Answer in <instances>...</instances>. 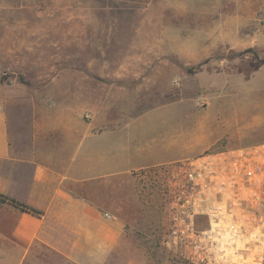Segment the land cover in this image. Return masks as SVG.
Returning a JSON list of instances; mask_svg holds the SVG:
<instances>
[{"label":"rangeland","instance_id":"rangeland-1","mask_svg":"<svg viewBox=\"0 0 264 264\" xmlns=\"http://www.w3.org/2000/svg\"><path fill=\"white\" fill-rule=\"evenodd\" d=\"M109 94L148 163L264 141V0H0L11 117ZM154 195L142 238L169 261Z\"/></svg>","mask_w":264,"mask_h":264},{"label":"crops","instance_id":"crops-1","mask_svg":"<svg viewBox=\"0 0 264 264\" xmlns=\"http://www.w3.org/2000/svg\"><path fill=\"white\" fill-rule=\"evenodd\" d=\"M0 96V264H173L142 238L156 196L137 172L161 162L132 148L115 95L25 120Z\"/></svg>","mask_w":264,"mask_h":264},{"label":"built area","instance_id":"built-area-1","mask_svg":"<svg viewBox=\"0 0 264 264\" xmlns=\"http://www.w3.org/2000/svg\"><path fill=\"white\" fill-rule=\"evenodd\" d=\"M159 196L173 264H264V141L139 170Z\"/></svg>","mask_w":264,"mask_h":264},{"label":"trees","instance_id":"trees-1","mask_svg":"<svg viewBox=\"0 0 264 264\" xmlns=\"http://www.w3.org/2000/svg\"><path fill=\"white\" fill-rule=\"evenodd\" d=\"M240 53H241V52H240ZM0 199H6V197H5V196H1V195H0ZM10 201H12V202H14V203H15V201H14V200H10ZM16 204H19V205H21V206L25 207V205H23V204H20V203H17V202H16Z\"/></svg>","mask_w":264,"mask_h":264}]
</instances>
